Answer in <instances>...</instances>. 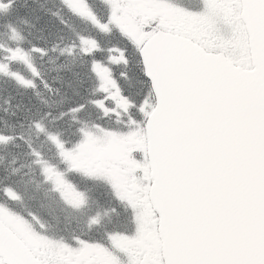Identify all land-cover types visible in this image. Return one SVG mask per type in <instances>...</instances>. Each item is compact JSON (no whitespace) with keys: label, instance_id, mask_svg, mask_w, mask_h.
I'll return each instance as SVG.
<instances>
[{"label":"snow or ice","instance_id":"6c2138e0","mask_svg":"<svg viewBox=\"0 0 264 264\" xmlns=\"http://www.w3.org/2000/svg\"><path fill=\"white\" fill-rule=\"evenodd\" d=\"M0 264H264V0H0Z\"/></svg>","mask_w":264,"mask_h":264}]
</instances>
